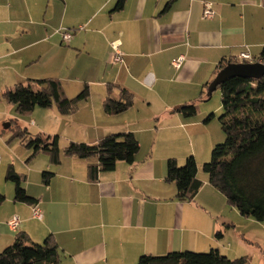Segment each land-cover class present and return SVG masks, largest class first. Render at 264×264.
<instances>
[{"label": "crops", "instance_id": "1", "mask_svg": "<svg viewBox=\"0 0 264 264\" xmlns=\"http://www.w3.org/2000/svg\"><path fill=\"white\" fill-rule=\"evenodd\" d=\"M117 2L0 0V125L16 112L2 93L18 84L54 78L60 80L69 99L81 93L84 88L74 89L66 77L76 56L92 61L85 68L100 69V82L90 81L99 88L98 100L87 111L92 130L82 136L66 132L69 143L93 145L122 133H133L140 142L133 164L120 162L114 171L100 173L97 182L88 180V166L97 159L62 156L56 166L49 157L43 165L24 163L25 158H20L26 172L15 171L26 178L23 187L35 200L29 205L14 200L15 185L7 180V173L16 162L10 159V143L0 130V253L20 233H26L34 244L53 235L59 246V264H137L143 255L208 253L212 249L222 254L225 249L222 224L210 212L214 200L204 195L207 186L213 187L209 180L200 179L202 164L195 158L203 187L193 201L179 200L176 185L166 182L167 162L174 157L186 161L191 155L185 159L173 151H158L156 143L145 148L143 139L154 132L155 119L161 121L157 122L158 133L167 128L175 131L173 138L188 133L191 121L177 109L211 90L223 60L241 63L239 56L248 48L244 45H248L249 34L253 36L246 9L254 2L125 0L119 11ZM203 2L214 5V19L203 18ZM80 26L84 30L77 31ZM64 31H71L70 42H64ZM116 40L121 42L123 62L110 65L111 43ZM263 46V35L251 45L257 51ZM250 53L255 58L261 52L257 56ZM181 56L185 60L176 69L174 62ZM109 84L116 87L111 93L114 100L125 89L133 95L134 107L107 115L103 105ZM136 107H152L153 111L147 116L141 110L140 120L133 121ZM47 132L58 131L50 128ZM44 172L53 174L48 185L43 182ZM34 207L40 209L42 220L33 216ZM14 216L20 220L15 231L8 225Z\"/></svg>", "mask_w": 264, "mask_h": 264}, {"label": "trees", "instance_id": "2", "mask_svg": "<svg viewBox=\"0 0 264 264\" xmlns=\"http://www.w3.org/2000/svg\"><path fill=\"white\" fill-rule=\"evenodd\" d=\"M124 4L125 0H118L115 9L122 10ZM255 59L264 64V46ZM229 64L237 62L223 60L216 74ZM114 88L108 85V96L103 105L105 113L110 116L122 114L134 105L133 95L125 89H121L120 99L114 100L111 97ZM218 89L223 110L219 121L226 141L214 147L211 160L203 164L202 170L208 175L210 185L224 195L227 203L243 217L264 222V76L260 79L231 77ZM89 97L90 89L85 85L81 93L69 99L60 80L54 78L18 84L2 93L3 100L22 116L32 114L38 107L49 109L54 106L60 115L68 116ZM177 112L192 118L197 115V107L195 104L186 105L178 108ZM13 138H18L23 146L33 151L28 161L39 154L47 155L50 163L56 166L61 164L62 156L90 162L97 159L96 163L88 166L90 182H97L102 172L114 171L120 162L133 164L140 151V142L133 133L113 134L93 145L71 142L63 150L59 147V136L40 134L31 137L27 129L18 128ZM198 169L192 155L183 166L174 158L168 160L166 182L176 185L179 200L193 201L203 187L197 177ZM52 176V173L44 172V184L48 185ZM25 179L12 165L9 166L7 180L15 185L14 200L34 205L35 200L23 187ZM217 236L221 237L222 233ZM60 258L59 246L53 235H49L42 244H34L26 233H20L14 244L0 253V264H59ZM137 264L250 263L246 257L230 259L218 249H212L208 253L185 251L160 257L143 255Z\"/></svg>", "mask_w": 264, "mask_h": 264}, {"label": "rangeland", "instance_id": "3", "mask_svg": "<svg viewBox=\"0 0 264 264\" xmlns=\"http://www.w3.org/2000/svg\"><path fill=\"white\" fill-rule=\"evenodd\" d=\"M253 2L254 3L248 5L246 9L247 27L250 33H253V36L249 34L247 38L248 45L244 46H247L248 48L245 49L251 50V52H254L255 56H257L261 51H257V49L251 47V45L256 42L258 36H264V0H253ZM237 50H240V48ZM91 63V60L85 61V58L79 59L75 56L71 60L70 71L66 73V77L71 81V86L74 89L79 87L82 90L85 85H88L90 89L91 98L89 97L87 101L81 102L75 113L62 116L55 106L49 109L38 107L29 115L22 116L14 112V118L1 123L0 130L3 135L8 138L10 143V159L12 158L16 162V165L12 163L15 169L19 171L24 170V173L26 172L25 169H22L25 164L21 167L22 163L19 160L22 157L25 158L24 163L27 162L30 164L32 162V165L42 164V161L48 157L47 155L39 154L28 162L27 160L31 157L33 151L23 146L18 138H13L18 128H22V130L27 129L31 137H36L40 134L51 137L59 135V147L62 150L69 145L68 140L70 136H67L66 132L72 133L74 136H82L83 133L86 134V132L92 130V123L88 119L89 114L87 111H89L98 100L99 88L96 84L93 85L90 83V81L96 83L100 82V69L85 68L87 64ZM80 91H78V93ZM210 93L211 90L205 91L202 94V98L188 104L196 105L197 115L188 118V121H191L192 125L186 129L188 133L185 134V136L180 135L179 138H173V133L175 131L169 130L168 128L158 133L156 127H159L160 123L158 124L157 122L159 120L157 121V119H155L152 123L154 132L145 134V140L143 139L144 147L148 148L151 144L156 143L158 151H173L179 156H184L185 159L187 156L193 155L202 166L204 163H208L211 160L214 147L226 141V136L219 121V118L223 114L221 91L218 89L209 97L208 95ZM141 110L148 116L152 113L153 108L141 107L139 109L136 107L133 112L135 115L133 121L140 120L137 114L140 113ZM9 124L10 127H7ZM101 125L104 126L105 123H101ZM169 125L170 124H165L167 127ZM50 128L58 132L51 135L47 132ZM101 129L102 128H100V132L102 133L103 131ZM195 151L196 154L194 153ZM174 159L178 161L177 157H174ZM185 162L186 161H178L180 166H183ZM202 166L199 173L200 179L209 180L208 175L203 172ZM205 194L206 197L214 200V205L210 207V212L212 215L217 216L220 224H222L220 231L225 235L223 240L224 250H229L228 254L222 250V255H228L230 259L246 257L250 264H264V222H258L251 217H243L236 208L227 203L224 195L215 188L213 189L207 186L204 190V195ZM228 224L230 228L225 226Z\"/></svg>", "mask_w": 264, "mask_h": 264}, {"label": "built area", "instance_id": "4", "mask_svg": "<svg viewBox=\"0 0 264 264\" xmlns=\"http://www.w3.org/2000/svg\"><path fill=\"white\" fill-rule=\"evenodd\" d=\"M203 18L206 20H212L214 19L216 12L214 10V5L210 2H203ZM84 30L83 26H80L77 31ZM72 38L71 31H64L63 33V40L64 42H70ZM239 59L242 63H248V64H254V63H261L259 60H256L250 53L248 49H246L245 52L241 53L239 56ZM185 60L184 56L179 57L175 62L174 66L176 69L180 68L181 64ZM123 62V53L121 50V42L119 40L113 41L111 43V51L108 56V64L110 65H117L121 64ZM33 216L36 219L42 220L43 216L41 214V211L38 207L33 208ZM20 220L18 216H14L9 222L8 225L12 230H17L19 226Z\"/></svg>", "mask_w": 264, "mask_h": 264}, {"label": "water", "instance_id": "5", "mask_svg": "<svg viewBox=\"0 0 264 264\" xmlns=\"http://www.w3.org/2000/svg\"><path fill=\"white\" fill-rule=\"evenodd\" d=\"M264 76V64L262 63H237L229 64L222 69L214 81L211 91L218 88L226 79L231 77H243L260 79ZM10 126V125H8Z\"/></svg>", "mask_w": 264, "mask_h": 264}]
</instances>
